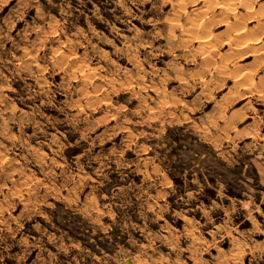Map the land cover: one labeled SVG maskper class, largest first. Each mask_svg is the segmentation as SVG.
<instances>
[{"label":"rangeland","instance_id":"rangeland-1","mask_svg":"<svg viewBox=\"0 0 264 264\" xmlns=\"http://www.w3.org/2000/svg\"><path fill=\"white\" fill-rule=\"evenodd\" d=\"M198 1L0 0V264H264V67Z\"/></svg>","mask_w":264,"mask_h":264},{"label":"crops","instance_id":"crops-1","mask_svg":"<svg viewBox=\"0 0 264 264\" xmlns=\"http://www.w3.org/2000/svg\"><path fill=\"white\" fill-rule=\"evenodd\" d=\"M236 3V2H235ZM238 3L240 4V2L238 1ZM204 4H205V2L204 1H202V0H199L198 1V3H196L193 7H190L189 8V10L191 9V8H194V7H198V6H204ZM231 5L233 6L234 4L233 3H231ZM236 6V5H235ZM237 8V7H236ZM248 9V10H247ZM250 9V10H249ZM232 10L233 11H231V12H236L235 10H234V8H232ZM217 13V14H216ZM237 13V15L236 16H234V14H230L229 16V18L231 19V22L234 24H232L231 23V26H228V25H226L225 24V18H224V16H223V13H221L220 12V10L218 9V10H215L214 11V9L211 11V14H213V17L215 18V20H214V23H213V28H212V30L214 31V33L216 34V39H214V41L213 42H217V45H216V52H217V54H216V52H215V55H214V59L213 60H210V59H208L206 56H205V54H204V52H205V50H202L199 46H198V39H196V38H192L195 42H196V47H197V49L200 51V54H201V57L203 58V60H204V64L206 65V66H209L210 68L211 67H215V68H218L217 70L219 71V72H224V73H226V72H228L229 73V64H231L230 62V60H231V57L232 56H234V57H236V58H239L240 60L241 59H243V61L242 62H240V64H249V63H252L253 61L254 62H258L260 65H262L263 67H264V59H262V58H264V42L262 43V39L261 38H263V32H264V20H263V22H262V20H257V18H255L258 14H255L256 16H252L251 17V15L252 14H250L249 15V13H252V11H251V8H250V5H247V8L245 9V11H241V12H236ZM238 13H239V15H238ZM258 13V12H257ZM216 14V15H215ZM215 15V16H214ZM242 15H243V17H245V18H242ZM247 15H249V18L251 17V19L250 20H248V16ZM221 16V17H220ZM190 17V16H189ZM217 18V19H216ZM240 18V19H239ZM255 18V19H254ZM218 20V21H217ZM238 20V21H237ZM221 21V22H220ZM235 21V22H234ZM219 22V23H218ZM259 22V23H258ZM221 23V24H220ZM224 23V24H223ZM239 23V24H238ZM245 23V24H244ZM217 24V25H216ZM237 24H238V26L239 25H245V26H248L249 27V33H248V39H254V38H256V39H254L253 41H252V46L250 45L249 47H247V48H244V49H240V48H237L238 47V44H236V43H232V44H225V39H226V37L228 36V33L229 34H233L235 31H234V28L235 27H237ZM215 25H216V27H215ZM234 26V27H233ZM217 28V29H216ZM257 30V31H256ZM251 31V32H250ZM259 31H261V32H259ZM254 33V34H253ZM261 37V38H260ZM196 39V40H195ZM221 40V41H220ZM255 40H257V41H255ZM261 41V42H260ZM255 43V44H254ZM261 44V45H260ZM235 45H236V47H235ZM254 45V46H253ZM257 45V46H256ZM260 45V46H259ZM260 48H259V47ZM234 47V48H233ZM251 47V48H250ZM223 48V51H221V49ZM261 49V50H260ZM263 49V50H262ZM241 50V51H240ZM259 50L261 51V52H259ZM244 51H246L245 53H244ZM227 52V53H226ZM239 52V53H238ZM240 52H242V54L240 55ZM247 52H248V54H247ZM250 52V53H249ZM246 54V55H245ZM258 54V55H257ZM261 54V55H260ZM238 55H240V56H238ZM244 55H245V57H244ZM230 56V57H229ZM259 56H263V57H261V59L263 60V62H262V60L261 59H258V58H260ZM206 60V61H205ZM260 60H261V62H260ZM224 61H226V62H228V68L226 67V68H224V69H220V65L221 64H223V63H225ZM206 62H210V63H212V65L210 64L209 65V63L207 64ZM263 63V64H262ZM246 76H247V80H250V76H248L247 74H246ZM262 77H264V75L263 76H260V79L262 78ZM254 78V77H253ZM246 84V83H245ZM244 90H245V98H246V101L247 102H245V103H248V102H250L251 100H252V98H254V94L255 93H257V92H255V91H253V94L251 95V96H248L247 97V94H249V90L245 87L244 88ZM248 92V93H247ZM251 99V100H250ZM239 108V107H238ZM238 108H236V109H238Z\"/></svg>","mask_w":264,"mask_h":264},{"label":"bare ground","instance_id":"bare-ground-1","mask_svg":"<svg viewBox=\"0 0 264 264\" xmlns=\"http://www.w3.org/2000/svg\"><path fill=\"white\" fill-rule=\"evenodd\" d=\"M206 1H208V0H206ZM210 4H209V6L207 7V8H203L202 6H199V7H195V8H193V9H190V14H191V16H195V19L194 18H192L191 20H193V22H192V24L190 25V26H188V27H186L185 28V30H187V34L191 37V38H196V39H198L197 41H198V46L202 49V50H205V52H204V54L205 55H208V56H213V55H215V51H216V49H215V45H216V43L215 42H213V38H214V36H215V33H214V31L212 30V26H213V22L214 21H212L211 20V18L212 17H210L209 15H208V11L206 10V9H209V7L211 6V7H214L213 5H215L214 3H216V8L217 7H219L220 8V10H221V12L223 11V12H225L226 14H227V16H228V18L230 17L229 15L232 13V14H234V16H236L237 15V11L236 12H231V11H233L232 10V8H234L232 5H231V2H229V1H221V0H216V2H213V0H209L208 1ZM241 2H244V1H241ZM241 4V3H240ZM243 4V3H242ZM180 5V4H179ZM207 5V4H206ZM245 5V4H244ZM263 5V4H262ZM263 7V6H262ZM181 8V7H180ZM179 8V9H180ZM199 8V9H198ZM215 8V9H216ZM253 8V7H252ZM198 9V10H197ZM254 9V8H253ZM248 10V9H247ZM250 10V9H249ZM252 10V9H251ZM195 11H197L198 13H196ZM254 11H255V9H254ZM253 11V12H254ZM260 11V10H259ZM195 12V15H192V13H194ZM264 13V12H263ZM189 14V15H190ZM216 15V14H215ZM214 15V16H215ZM238 15H239V13H238ZM250 15V14H249ZM256 16V15H255ZM209 17H210V19H209ZM221 17V16H220ZM224 17H225V15H224ZM242 18H245V17H243V15H242ZM217 19V18H216ZM240 19V18H239ZM255 19V18H254ZM195 20V21H194ZM214 20V19H213ZM226 21H227V19H225ZM229 20V19H228ZM177 21V20H176ZM218 21V20H217ZM238 21V20H237ZM191 22V21H190ZM221 22V21H220ZM233 22V21H232ZM235 22V21H234ZM263 22V21H262ZM179 23V22H178ZM227 23V22H226ZM231 23V22H230ZM259 23V22H258ZM173 24H176V25H178L177 23H173ZM221 24V23H220ZM224 24V23H223ZM233 24V23H232ZM239 24V23H238ZM238 24H237V27H235L234 28V33L233 34H230V35H228V37L226 38V42H225V44H231L232 42H234V43H236V44H238V47L237 48H240L241 50L242 49H244V48H247V47H249L251 44H252V41L254 40V39H256V38H254L253 40L250 38V39H248V33H249V27L248 26H245V25H239L238 26ZM245 24V23H244ZM227 25H228V23H227ZM234 25V24H233ZM234 27V26H233ZM257 31V30H256ZM251 32V31H250ZM259 32H261V31H259ZM264 33V32H263ZM254 34V33H253ZM261 38V37H260ZM195 39V40H196ZM262 39V38H261ZM252 40V41H251ZM255 41H257V40H255ZM255 44V43H254ZM261 45V44H260ZM259 45V46H260ZM252 46V45H251ZM254 46V45H253ZM257 46V45H256ZM258 46V47H259ZM235 47H236V45H235ZM217 48V47H216ZM234 48V47H233ZM251 48V47H250ZM260 48V47H259ZM240 50V51H241ZM261 50V49H260ZM259 50V52H261ZM263 50V49H262ZM246 51H244V53H245ZM227 53V52H226ZM239 53V52H238ZM250 53V52H249ZM216 54H217V52H216ZM242 54V52H240V55ZM247 54H248V52H247ZM240 55H238V56H240ZM246 55V54H245ZM245 55H244V57H245ZM258 55V54H257ZM261 55V54H260ZM260 58H258V59H261V57H263V56H259ZM213 58H214V56H213ZM213 58H210V59H213ZM262 59H264V58H262ZM261 59V60H262ZM261 60H260V62H261ZM206 61V60H205ZM231 61V60H230ZM262 62H263V60H262ZM207 64L209 63V65L211 64L212 65V63H210V62H206ZM254 63V62H253ZM263 64V63H262ZM258 65V64H257ZM260 65V64H259ZM220 67H223V68H228V62H225V63H223L222 65H220ZM80 69V68H79ZM82 69V68H81ZM243 71V70H242ZM248 71V70H247ZM250 71H252V70H250ZM260 76V75H259ZM240 77V76H239ZM255 78V77H254ZM255 80V79H254ZM252 81V80H251ZM239 82V81H238ZM244 82V81H243ZM249 82V81H248ZM264 84V83H263ZM248 85V84H247ZM248 90H249V94H247V96H251L252 94H253V89H251V87L250 86H245ZM256 87V86H255ZM264 87V86H263ZM241 89V88H240ZM262 91V90H261ZM250 92H252V93H250ZM248 93V92H247ZM263 93V92H262ZM263 95V94H262ZM245 97V96H244ZM260 97V96H259ZM251 100V99H250ZM247 102V101H246ZM257 109V108H256Z\"/></svg>","mask_w":264,"mask_h":264}]
</instances>
